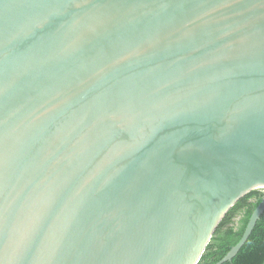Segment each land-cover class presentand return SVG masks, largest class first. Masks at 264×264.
Wrapping results in <instances>:
<instances>
[{"label":"water","instance_id":"95a60500","mask_svg":"<svg viewBox=\"0 0 264 264\" xmlns=\"http://www.w3.org/2000/svg\"><path fill=\"white\" fill-rule=\"evenodd\" d=\"M255 189L264 0H0V264H198Z\"/></svg>","mask_w":264,"mask_h":264},{"label":"trees","instance_id":"16d2710c","mask_svg":"<svg viewBox=\"0 0 264 264\" xmlns=\"http://www.w3.org/2000/svg\"><path fill=\"white\" fill-rule=\"evenodd\" d=\"M263 198L264 189H255L230 208L198 264H215L240 241L253 211ZM224 264H264V214L239 253Z\"/></svg>","mask_w":264,"mask_h":264}]
</instances>
